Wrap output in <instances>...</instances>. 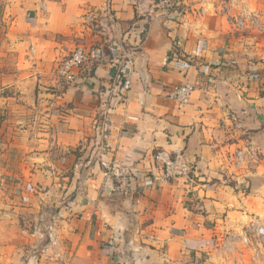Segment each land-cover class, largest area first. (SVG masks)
Masks as SVG:
<instances>
[{
    "label": "crops",
    "instance_id": "obj_1",
    "mask_svg": "<svg viewBox=\"0 0 264 264\" xmlns=\"http://www.w3.org/2000/svg\"><path fill=\"white\" fill-rule=\"evenodd\" d=\"M76 38L93 71L52 88ZM247 43L221 0H0V264H186L264 220V63ZM247 145L257 167L230 174L224 155ZM161 150L189 174L163 177ZM73 164L80 182H58ZM57 190L78 195L55 204ZM54 208L57 244L44 237Z\"/></svg>",
    "mask_w": 264,
    "mask_h": 264
},
{
    "label": "built area",
    "instance_id": "obj_2",
    "mask_svg": "<svg viewBox=\"0 0 264 264\" xmlns=\"http://www.w3.org/2000/svg\"><path fill=\"white\" fill-rule=\"evenodd\" d=\"M224 2V1H223ZM223 7V4H222ZM186 10V6H181L175 10L177 16H182ZM238 28L245 29L244 20L237 21ZM175 47L181 46V40L173 42ZM54 67V75L57 76L60 89H65L70 85H75L79 79L87 78L93 71V64L91 55L87 52L86 47L77 46L76 49L69 54L63 56L56 61ZM125 87V86H124ZM193 91V86L190 84H183L176 86L170 93V97L178 100L180 103L188 102ZM129 88H124L121 96V102L127 105L129 99ZM142 103V98L140 99ZM129 119L137 120V117L126 115ZM156 160L162 165L163 175L165 177H180L188 175L191 171V166L180 155H172L166 150L159 151ZM228 163V169L231 173L245 171L249 174L253 170V166L257 164L260 159L258 150L252 145L245 147H234L229 149L224 155ZM52 218V224L48 228V237L53 244L59 241L58 233L55 228V221ZM245 227V228H244ZM240 232L230 231L226 237L218 239L213 237L208 239L207 243L219 247L223 250L224 254L234 261L236 264H242L245 257L244 250L253 251L252 259L254 261H264V222L261 220L252 219L244 226Z\"/></svg>",
    "mask_w": 264,
    "mask_h": 264
},
{
    "label": "rangeland",
    "instance_id": "obj_3",
    "mask_svg": "<svg viewBox=\"0 0 264 264\" xmlns=\"http://www.w3.org/2000/svg\"><path fill=\"white\" fill-rule=\"evenodd\" d=\"M242 3L244 4L245 2L243 1ZM183 4L184 3H182V5ZM222 4H223V7H222ZM182 5H180L178 8H181ZM244 7H245V4L240 5V0H221L222 15L225 17L227 22H229L233 26V28L235 29L236 37H238V38L242 37V39L244 38V39L248 40V43L245 45V47H247V46L249 47V52H247V49H243V51H241V53L245 54V56H247L248 58H250L254 61H261L264 63V0H249V2H248V13L247 14L243 13L241 15V11L242 12L245 11V10L244 11L242 10V9H244ZM239 19L244 20L245 29L244 28H240V29L238 28L237 21H239ZM91 23H93V25H96L95 21H93ZM90 26H92V24ZM92 27H94V26H92ZM83 39L82 38H76L75 47H73L67 53L69 54L71 51L76 49L77 46H83L84 45V43H82ZM87 52L90 54L89 50H87ZM54 77L56 78V82H55V87H52V88H57V86L59 85L57 83L58 79H57L56 75H54ZM61 90H64V89H61ZM79 149H80V147L71 148L68 150V152L71 151L72 153L79 154ZM260 158H261V154H260ZM224 160L227 163L226 158H224ZM259 161L260 160H258L257 164H255L253 166L254 168L257 167ZM94 164H95V162H93V161L90 162V166H93ZM226 169L230 172V174H232L231 170L228 169V163H227ZM82 170H83V166L82 167L81 166L76 167L75 164H73L72 167H69L66 170L68 175L71 177V182H70V179H68V178L67 179L57 178V181L62 183L63 180H65L64 182L68 185H70L71 183L72 184H78L80 182L81 177L77 173L82 172ZM244 170L245 171L235 172L232 175L240 174V173L241 174H247V170L246 169H244ZM162 176L165 177L164 175H162ZM165 178L169 179L170 177H165ZM14 179L16 180V178L8 177L7 181H13ZM62 186H64V184ZM62 186H60V187H62ZM62 190L63 189H61V191ZM12 194H13V196H12ZM3 195L5 196V194H3ZM76 195H78L76 192H72V193H69L66 195L65 193H62V194H61V192L59 193V190H57V194L55 195V198H56L55 204H63V201L69 199V197H74V196L76 197ZM10 196L12 198H14L15 195L13 193V190H12ZM59 199H61L60 202H59ZM56 208H54L50 212V213H53L50 215L52 218L53 217L55 218V216L59 213L58 212L59 209H56ZM45 212L46 211H42L41 215H44ZM262 216L264 217V214ZM252 219H255V217H251V219L249 221H251ZM255 220H257V218ZM261 221L264 222V220H261ZM48 226L49 225H47L45 227L44 237L46 240L50 241V239L48 237V228H47ZM244 228H242V229H244ZM241 230H238L236 232L241 233L240 232ZM230 231H232V230H230ZM228 233L229 232L225 233V235H223L221 237H219V236H213V237H216L218 239H222L223 237H226ZM213 237L211 236L209 238L212 239ZM202 245H203V247L200 249V251L197 249H191V250L186 252V256H188V258H189V262H187L186 264H236L234 261H232L231 259L229 260V258H227V256L224 254V252L221 248L215 247V246H213V244L210 245L207 243V241H206V243H204ZM55 252H56V255H58V252L57 251H55ZM244 252H245V254H244L245 257L242 261V264H264V261H259V260L254 261L252 259L253 255H254L253 251L244 250ZM209 255L210 256L213 255L212 260H209V258H207Z\"/></svg>",
    "mask_w": 264,
    "mask_h": 264
}]
</instances>
